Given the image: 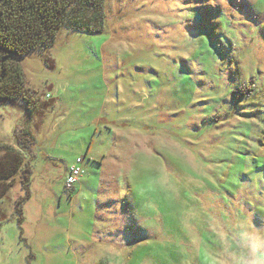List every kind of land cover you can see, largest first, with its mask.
I'll list each match as a JSON object with an SVG mask.
<instances>
[{
    "label": "rangeland",
    "instance_id": "374dc122",
    "mask_svg": "<svg viewBox=\"0 0 264 264\" xmlns=\"http://www.w3.org/2000/svg\"><path fill=\"white\" fill-rule=\"evenodd\" d=\"M104 12L24 56L33 101L0 106V264H221L236 217L264 228V0Z\"/></svg>",
    "mask_w": 264,
    "mask_h": 264
},
{
    "label": "trees",
    "instance_id": "16d2710c",
    "mask_svg": "<svg viewBox=\"0 0 264 264\" xmlns=\"http://www.w3.org/2000/svg\"><path fill=\"white\" fill-rule=\"evenodd\" d=\"M105 0H0V106L31 105L21 59L53 47L62 28L98 35L105 29ZM22 157H17L14 171ZM2 169V170H6Z\"/></svg>",
    "mask_w": 264,
    "mask_h": 264
},
{
    "label": "clouds",
    "instance_id": "9594fccd",
    "mask_svg": "<svg viewBox=\"0 0 264 264\" xmlns=\"http://www.w3.org/2000/svg\"><path fill=\"white\" fill-rule=\"evenodd\" d=\"M224 248L221 264H264V228L238 216L227 232Z\"/></svg>",
    "mask_w": 264,
    "mask_h": 264
},
{
    "label": "built area",
    "instance_id": "2783aa9c",
    "mask_svg": "<svg viewBox=\"0 0 264 264\" xmlns=\"http://www.w3.org/2000/svg\"><path fill=\"white\" fill-rule=\"evenodd\" d=\"M82 159H78L76 161V165L73 166L70 170V172L68 173L67 177H66V186L68 187H72L75 185V183L77 182L78 178L81 176L83 169H82Z\"/></svg>",
    "mask_w": 264,
    "mask_h": 264
},
{
    "label": "snow or ice",
    "instance_id": "6c2138e0",
    "mask_svg": "<svg viewBox=\"0 0 264 264\" xmlns=\"http://www.w3.org/2000/svg\"><path fill=\"white\" fill-rule=\"evenodd\" d=\"M200 2L207 4L209 0H200ZM198 14V19L202 21H210L214 14V10L211 8L203 9V10H196Z\"/></svg>",
    "mask_w": 264,
    "mask_h": 264
}]
</instances>
